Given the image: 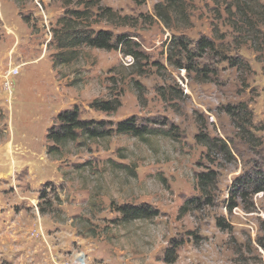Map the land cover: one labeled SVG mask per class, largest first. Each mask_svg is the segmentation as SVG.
Listing matches in <instances>:
<instances>
[{
	"label": "rangeland",
	"instance_id": "obj_1",
	"mask_svg": "<svg viewBox=\"0 0 264 264\" xmlns=\"http://www.w3.org/2000/svg\"><path fill=\"white\" fill-rule=\"evenodd\" d=\"M0 3V264H165L173 243L175 264H264V192L242 190L232 213L226 203L237 179L264 175V0H102L134 24L93 29L129 35L141 56L84 46L56 67L71 55L54 38L62 1ZM203 39L213 48L200 51ZM95 100L121 106L98 112ZM74 107L114 126L134 117L153 134L81 138L50 157L47 133ZM209 172L212 205L198 180ZM193 198L200 206L181 216ZM113 204L159 216L123 224Z\"/></svg>",
	"mask_w": 264,
	"mask_h": 264
},
{
	"label": "trees",
	"instance_id": "obj_2",
	"mask_svg": "<svg viewBox=\"0 0 264 264\" xmlns=\"http://www.w3.org/2000/svg\"><path fill=\"white\" fill-rule=\"evenodd\" d=\"M62 1L67 9L66 15L59 20L60 29L55 31L54 38L57 42V49L60 52L70 51V57H66L64 53L57 55V61H54L56 67L59 63H65L71 60L75 49L80 47H89L99 50H116L125 54L128 57L137 59L140 53L135 50V44L129 35L115 36L112 32L106 30H95L93 25L99 22H106L111 26H131L133 20L128 16H122L111 7L104 6L102 0H57ZM168 3H174V0H167ZM73 5L79 6L81 9L70 10ZM161 7H157L160 10ZM160 14V13H159ZM92 20H95L93 23ZM27 22V21H25ZM184 46V42L180 39L173 38L171 44ZM174 48V47H172ZM171 48V49H172ZM212 45L207 40H201L199 50L205 52L212 49ZM121 104L118 100L101 101L95 100L90 104V107L98 112L115 113ZM115 134H130L141 140H147V136L153 134V131L147 127H140L134 117L118 122L116 126L105 121L86 120L81 118V113L78 107L71 110L61 112L56 119V124L50 128L46 139L49 144L47 154L50 157H58L62 153V149L69 143H75L81 138L88 141H97L111 138ZM196 142L205 146L209 152H213L217 146L212 139L202 133L196 136ZM224 150L228 149L222 146ZM217 174L215 172L202 173L198 175L199 188L205 198L206 205H212V197H209L210 188L217 186ZM246 188H252L255 194L264 192V175H259L252 179L239 178L235 181L230 197L226 201L227 210L232 213L237 207L236 198L239 192L245 193ZM247 189V190H248ZM42 198V197H41ZM200 198L189 199L180 208L181 216L187 215L196 205L200 206ZM116 212L121 215V223L130 224L136 221H149L157 218L159 212L149 205L135 206L131 204L114 205ZM44 213V211H42ZM217 227L223 232H232L231 225L225 219L217 220ZM180 245L175 243L167 250L164 263L175 264L178 259V248Z\"/></svg>",
	"mask_w": 264,
	"mask_h": 264
},
{
	"label": "built area",
	"instance_id": "obj_3",
	"mask_svg": "<svg viewBox=\"0 0 264 264\" xmlns=\"http://www.w3.org/2000/svg\"><path fill=\"white\" fill-rule=\"evenodd\" d=\"M45 18L48 19L47 17H44V19ZM1 21H2V12H1V3H0V22ZM49 34L51 35V39H52L53 38L52 31H50ZM51 39L49 40L48 44L50 43ZM12 75H13V59L12 57H10L9 69L4 73V83H3L4 89L8 93L9 96H12V87H11Z\"/></svg>",
	"mask_w": 264,
	"mask_h": 264
},
{
	"label": "crops",
	"instance_id": "obj_4",
	"mask_svg": "<svg viewBox=\"0 0 264 264\" xmlns=\"http://www.w3.org/2000/svg\"><path fill=\"white\" fill-rule=\"evenodd\" d=\"M1 167H2V165H1ZM10 186V185H9ZM11 210V209H10Z\"/></svg>",
	"mask_w": 264,
	"mask_h": 264
}]
</instances>
